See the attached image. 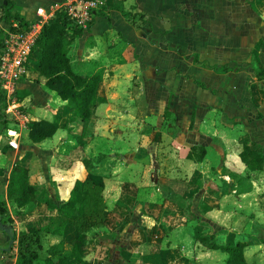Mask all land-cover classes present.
I'll use <instances>...</instances> for the list:
<instances>
[{
  "label": "crops",
  "instance_id": "1",
  "mask_svg": "<svg viewBox=\"0 0 264 264\" xmlns=\"http://www.w3.org/2000/svg\"><path fill=\"white\" fill-rule=\"evenodd\" d=\"M66 1L13 0L10 11L40 28ZM261 2L264 0H107L104 12L96 13L89 28L73 42L70 57L76 71L102 69L106 100L96 106L95 117L87 123L83 144L86 155L100 161L86 168L80 159L70 158L84 123L67 112L72 104L69 99L61 98L43 79L28 72L6 99L16 97L13 104L23 107L21 113L16 112L18 121L9 127L7 140L0 139V199L6 214L23 229L55 224L60 217L47 207L44 196L59 203L69 197L76 179L89 174L103 181L105 220L86 230L84 264H122L123 258L133 264L135 256L144 264H175L172 260L176 258L184 264H204L178 247L159 244L162 234L184 231L187 219L177 202L197 192L193 203L201 202L205 208L196 215L194 226H202V231L195 229L203 247L210 248V239L203 241L201 236L214 234L209 227L212 222L227 239L243 240L250 234L264 237L261 220H257L263 228L260 235L232 223L235 212L227 201L233 196L235 202L230 203L235 204L230 205L240 210L257 191L264 193V167L250 169L239 156L245 143L264 153V75L258 78L243 67L216 72L199 62L264 66ZM119 6H133L138 13L128 18ZM9 27L0 20V35ZM119 42L123 49L111 50ZM121 76L130 80L129 94L118 88L116 80ZM136 90L140 98L132 101ZM41 118L57 127L49 137L31 141L28 130ZM99 140L113 145L108 144V150L96 149ZM198 145L205 149L201 160L188 156L196 154L193 147ZM19 161L30 166L29 181L40 188L30 207L18 206L6 193L9 172ZM244 180L248 185L244 186ZM140 215L150 217L152 224L138 225ZM69 233L75 235L76 230ZM142 236L149 248L137 254L130 245ZM60 239L59 234L40 230L37 250L45 255ZM63 248L69 251L72 245L64 243ZM253 248L263 249L264 256V242L250 243L243 249L247 260L246 250ZM67 263L79 264L73 255Z\"/></svg>",
  "mask_w": 264,
  "mask_h": 264
},
{
  "label": "trees",
  "instance_id": "2",
  "mask_svg": "<svg viewBox=\"0 0 264 264\" xmlns=\"http://www.w3.org/2000/svg\"><path fill=\"white\" fill-rule=\"evenodd\" d=\"M12 4L13 0L0 2V20L6 21L12 27L13 19H15L19 28H28L30 23L27 20L16 13H11ZM131 7L119 6V10L123 15L131 18L138 13L133 6ZM89 25L84 28L77 24L65 7H57L53 15L42 23L31 49V56L36 57L37 75L35 77L43 79L45 84L55 89L61 98L69 99L72 104L67 107V112L71 114L72 119H80L84 123L83 130L77 136L78 142L71 148L69 155L72 160L80 159L86 168H91L100 161V158H92L83 151L86 125L95 117L96 106L106 100L102 86V69L80 72L74 70L70 63L72 44L76 38L82 36L84 29H88ZM194 59L198 61L197 54H194ZM199 62L216 72H226L243 67L252 70L258 78L264 75V66L259 67L251 62L229 61L221 64H209L204 60ZM5 108L6 94L0 88V136L7 121ZM56 127L57 124L53 121L38 119L30 126L28 137L31 141H40L52 135ZM193 150L196 154L193 156L192 153H188V156L201 160L205 153L204 146H194ZM239 156L250 169L264 167V153L248 143L243 145ZM29 176L30 166L22 161L16 162L9 172L7 197L13 199L18 206L28 205L30 207L35 203L40 192L38 186L30 183ZM102 189L103 181L88 174L83 179L74 181L67 199L57 203L51 196H44L43 201L47 207L55 211L60 219L55 224L43 225L33 230L26 228L21 231L18 238L16 264H68L67 259L70 255L76 257L79 264H84L82 253L86 250V230L105 220V201ZM0 211L4 219L12 221L1 203ZM40 230L61 235L60 241L50 245L45 255H41L34 244L25 237L23 239L22 236L24 233L30 235L37 243ZM69 230H76V234L71 235ZM209 239L210 248L219 249L227 254L223 264H257L246 259L243 249L247 244L264 242V237L253 234L243 240L234 241L228 238L224 242L217 241L214 234L201 236L203 241ZM64 243H70L71 250H64ZM194 263L196 264L197 261Z\"/></svg>",
  "mask_w": 264,
  "mask_h": 264
},
{
  "label": "rangeland",
  "instance_id": "3",
  "mask_svg": "<svg viewBox=\"0 0 264 264\" xmlns=\"http://www.w3.org/2000/svg\"><path fill=\"white\" fill-rule=\"evenodd\" d=\"M263 2H261V6H263ZM114 48H112L111 50L117 52L121 49H123L124 44L119 43H115L113 44ZM73 50V49H72ZM73 54V51H71V55ZM118 56L119 53H117ZM36 57L30 56V67H29V73L31 75L36 76ZM118 83V88L120 89V91L122 92H127L129 94V90H131V88L127 87L130 84V80L128 78H125L123 76H121L119 79L116 80ZM134 89H137L136 87H134ZM136 93V95H135ZM138 91H134V95L132 96L130 94L132 101H135L134 99H137L139 96L138 95ZM17 96V95H16ZM16 97H13L12 99L10 98L8 101L6 100V108H5V117L7 118L4 130L2 132V135L0 136V139L3 138V142H5L7 140V138L4 139V137L8 136V133L10 134V130L9 127H13L12 124L13 122L18 121L17 117H16V112H22L23 111V107L22 105H16L13 104V102L15 101ZM140 98V97H139ZM127 100V97L124 98L123 103H125ZM143 108V105H142ZM13 110H15V112H13ZM108 144L113 145V143H108V142H101V140H99V142L95 145L97 148L96 149H101V150H108L106 147ZM10 148V147H9ZM8 148V149H9ZM90 156V155H89ZM6 163L9 164V160L7 159L5 161ZM100 170H102V167H99ZM100 170H96L97 172ZM0 173H2V169L0 168ZM244 186L248 185L247 181L244 180L243 181ZM261 191V190H260ZM260 191H257V193L254 194L253 198H250L249 200L245 201L242 203V207L240 208V210H237L235 206H232L230 204V202H235L232 197H228L227 201L229 204V208L230 209H234L235 212V217L234 219H232V223L234 222V224L236 226H239L243 229V231H247V230H253V232L255 231L256 233H258L259 235L261 234V232H263V228L261 227V225L257 224V220H261L262 222H264V193H259ZM233 193V192H232ZM163 194L167 195L169 197L168 192L163 191ZM197 194V196L199 195L198 192L194 194V196L192 198H188V199H183V200H178L177 203H180L185 211V217L187 219V226H185L184 231H176V232H167V234H162V236L159 238V244H161V246L163 247H178L180 248V252H184L185 254L189 255L191 258H197L198 260H201L202 263L204 264H223L224 260L226 258V254L223 252H217L216 250H212V249H208L202 246V244L200 242H198L197 240V236L198 232L197 229L200 231H202L203 229L201 228V225H196L194 226V220H196V215L203 213V208H205L202 203L200 202V205H196V203H193V198L195 197V195ZM234 194V193H233ZM152 195L155 196L157 195V192H152ZM174 198H176V196H174ZM230 200V201H229ZM0 203L3 205L4 201H2L0 199ZM235 204V203H234ZM233 204V205H234ZM203 206V207H202ZM5 207V206H4ZM6 208V207H5ZM145 212V211H144ZM164 211H162L163 214ZM139 215L137 214L136 217H138ZM145 216V215H144ZM143 215H140V218L138 221V225L142 223H144L146 226L147 225H151L152 224V219L150 217H144ZM13 225L15 227V237H14V242L12 245V249L10 251H6V252H2L0 255V264H16V257H17V252H18V238L20 236V233L23 229V226L19 223L16 222L14 220V218H12L10 216ZM145 218V220H143ZM237 220L241 221V224L237 225L236 222ZM256 222V223H255ZM219 224V223H218ZM210 229L214 232V234L216 235V239L219 242H224L227 238H226V234L220 232V230H216V228L218 226H214L213 222L211 223V225L209 226ZM197 228V229H195ZM202 235V234H201ZM230 235V234H227ZM23 239L24 237L26 239H29V241L31 243L34 244V246L37 248L36 245V241H34V237L30 236V235H26L25 233L22 234ZM140 238L139 235H136V239ZM143 236L142 239H140L139 242L137 243H132L130 245L131 250H133L134 252H137V254H139L142 251H145L146 249H148L149 247H147V244H143ZM7 241V236L6 234H4L1 230H0V242H6ZM152 245V244H151ZM150 245V247H151ZM175 253V252H174ZM136 254V253H134ZM246 256L248 258V260H254L257 264H264V256H263V249H257V248H253V249H248L246 250ZM174 258H176V255H174ZM119 259L121 260L122 258L119 257ZM122 264H127L125 262V258H123ZM149 263V262H148ZM172 263L175 264H184V262L182 260H180V262H178V258H176L175 260H172ZM133 264H144L143 263V259H141L140 257H136L135 256V260H133Z\"/></svg>",
  "mask_w": 264,
  "mask_h": 264
},
{
  "label": "built area",
  "instance_id": "4",
  "mask_svg": "<svg viewBox=\"0 0 264 264\" xmlns=\"http://www.w3.org/2000/svg\"><path fill=\"white\" fill-rule=\"evenodd\" d=\"M106 5L107 0H67L58 7H65L77 24L86 28ZM12 27L0 35V88L6 99L13 94L18 80L29 72L31 49L41 28L31 23L28 28H19L16 20Z\"/></svg>",
  "mask_w": 264,
  "mask_h": 264
},
{
  "label": "water",
  "instance_id": "5",
  "mask_svg": "<svg viewBox=\"0 0 264 264\" xmlns=\"http://www.w3.org/2000/svg\"><path fill=\"white\" fill-rule=\"evenodd\" d=\"M0 230L7 236V241L5 244L3 242H0V255H1L2 252L10 251L12 249V245L15 237V227L13 225V222L8 219H4L1 211H0Z\"/></svg>",
  "mask_w": 264,
  "mask_h": 264
},
{
  "label": "flooded vegetation",
  "instance_id": "6",
  "mask_svg": "<svg viewBox=\"0 0 264 264\" xmlns=\"http://www.w3.org/2000/svg\"><path fill=\"white\" fill-rule=\"evenodd\" d=\"M4 244L6 243V242H3Z\"/></svg>",
  "mask_w": 264,
  "mask_h": 264
}]
</instances>
